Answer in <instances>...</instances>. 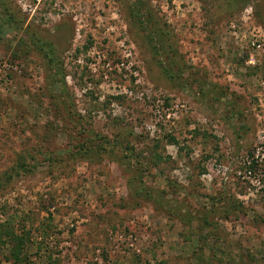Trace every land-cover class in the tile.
<instances>
[{
  "label": "rangeland",
  "instance_id": "1",
  "mask_svg": "<svg viewBox=\"0 0 264 264\" xmlns=\"http://www.w3.org/2000/svg\"><path fill=\"white\" fill-rule=\"evenodd\" d=\"M0 264H264V0H0Z\"/></svg>",
  "mask_w": 264,
  "mask_h": 264
},
{
  "label": "built area",
  "instance_id": "2",
  "mask_svg": "<svg viewBox=\"0 0 264 264\" xmlns=\"http://www.w3.org/2000/svg\"><path fill=\"white\" fill-rule=\"evenodd\" d=\"M253 45H255V44H253Z\"/></svg>",
  "mask_w": 264,
  "mask_h": 264
}]
</instances>
